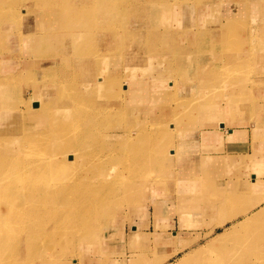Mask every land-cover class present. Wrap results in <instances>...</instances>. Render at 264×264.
Instances as JSON below:
<instances>
[{"label":"rangeland","instance_id":"rangeland-1","mask_svg":"<svg viewBox=\"0 0 264 264\" xmlns=\"http://www.w3.org/2000/svg\"><path fill=\"white\" fill-rule=\"evenodd\" d=\"M86 1H91L93 6L96 5L95 12L91 10L75 11L74 5L82 7ZM97 1L0 0V82L12 83L10 90H4L0 83V110L2 111H0V157L5 153L4 156L19 157L21 161L15 170L12 169L9 172L10 177L14 175L15 178L19 177L18 172L24 176L23 169H26L30 164L29 162L33 163L37 156L50 154L49 143L52 139L57 138L56 132L64 137L69 135L71 129L69 123L72 119L78 120L76 116H73L74 113H77L72 110L73 106L89 105L88 101L84 103L78 101L80 97L85 96L84 89L81 90L78 86L74 89V80L79 78L77 81L80 82V78L83 76L82 72L77 70L78 67L82 66L76 64L80 59L94 61L96 64L99 63L101 57L122 62L124 58L134 59L130 68L131 70L138 69L146 74L144 82L149 81V85L154 80H158L162 84L166 81L170 82L171 85L165 87L166 91H161L166 97L167 104L160 105L161 110L158 108L159 106L155 107L156 113L153 112L154 114H144L145 112L141 111L139 112L140 115L136 114L135 117H132L129 113L131 114L133 111L129 110L128 113L121 109L117 100L121 115L114 116L113 113L109 116L106 113L105 116L103 115L100 127L97 128V135H99L98 139L95 140L98 141L92 144L94 146L89 155V168L83 172L84 181L73 185L70 188L71 192L60 198L58 204L53 203V207L43 204L44 208L40 210L39 217H35L39 210L38 197H36L35 191L30 192L29 197L22 200L26 205L19 215H13L15 211L13 207L7 209L6 203L0 199V211H9L3 220L4 222H1L2 219H0V264H49L47 259L56 264H76L77 262H72L73 258L79 259L78 257L83 251H88L97 243L110 244L116 250L115 247H119L121 244V235L125 238V235L128 237V234L132 232L130 225L133 223V219H136L135 209L145 202L144 197L148 191L147 185L160 183L170 178L168 171L171 165L170 158L173 155L172 149L161 155L164 152L158 153L155 147L163 148V143H166L167 147L169 146V139L173 137L174 127L172 126L174 123L189 118L190 113H192L190 110L200 107L209 109L208 112H215L216 110L219 111V114L224 113V115L229 114V116L235 113L239 115H236L237 119H240L241 115L252 118L256 112L261 111V106L257 104V96L251 93V86H255V88L258 86L261 72L264 71L259 64V59L264 55V0L255 2L252 0H182L173 2V5L183 4L182 6H175L168 12L163 9L164 6L161 8L159 3H155L154 5L161 10L160 14L164 17V21L160 23L157 21L147 22L149 24L145 22V8L149 5L148 3L161 0H137L139 3L136 4L133 2L134 0H106L107 4L102 5H98ZM185 1L189 6L196 2L206 5V7L211 4V13L203 16L198 15L192 11V8H185ZM227 4H231L234 8H231L232 12L223 13L219 7ZM139 5L143 6L139 7ZM101 6L106 9H102ZM184 14L191 18V24L188 25L189 29L203 37L201 39L197 37L195 42L185 43L186 49L191 50V54L197 56V61L192 60L191 66H181L177 61L178 63L174 64L175 68L172 67L169 71L160 70L153 75L154 65L148 63V59L153 58L152 56L145 52L134 55L130 49L127 51V55L126 52L123 53L125 47L122 50L120 45L126 43L128 48L131 43L129 30H133L136 26H145L142 30L146 29L147 26L149 27V30L148 28L144 30V33L147 34L146 44L144 43L146 46L151 45L155 52H170V49L167 48L175 45V42L167 40L163 43V34H167V30L162 26L167 21L183 17ZM222 16L228 17V21L222 22L220 20ZM75 17H77L76 23L73 22ZM231 24L234 25L229 26ZM231 27H234L233 33L227 34L234 37V42L221 41V38L226 35L225 30ZM204 32L209 34L204 35ZM122 35L126 37L123 38ZM210 37L217 42L214 45L216 49L207 53V46H210L211 43ZM114 44L117 46H113ZM109 45H111L110 48ZM108 49H112L111 52ZM178 50L182 51L183 49L176 48V52H173L178 54ZM214 63L219 64V66L214 67L202 81L186 79L190 74L202 73ZM233 66L234 71L232 70ZM102 67L108 68L110 64L102 65ZM115 74L124 80L121 70L114 73L112 77ZM182 76L184 78L180 81ZM28 77L29 79H26ZM176 78L179 82L174 85ZM35 87L43 90L42 98L49 103L41 118L27 116V110H31L32 103L27 106L22 100V97L26 100L38 97L41 92L36 91ZM195 91L198 93L197 96H195ZM94 96L97 94L95 93ZM136 96L143 98V96ZM77 97L79 98L75 99ZM233 101H236L237 105H231ZM145 102L149 103V99H145ZM141 107L145 108L144 105ZM163 110L167 112V121L160 119ZM67 117L68 119H66ZM39 119L46 126L40 127L36 123ZM52 122L63 125L48 126ZM124 122L128 123L121 124L120 127L118 126L113 130L118 125L115 123ZM138 125L143 127L142 130L149 132L150 138L144 141L133 139L132 142H123L122 136L125 133L122 130L125 127H131L133 134L134 127ZM87 126L89 129H96L93 124L87 123ZM109 131L111 133H108ZM7 132L9 137L6 135ZM12 132L13 134H11ZM110 135H112L110 139L112 142L107 139ZM28 141L30 143H27ZM37 146L38 148H36ZM38 149L40 152L46 150V153L38 154ZM103 160L108 161L107 164L98 169L97 162ZM1 172L0 190L9 178V175L6 176L3 170ZM29 172L26 177H29V180L32 178L35 180L34 176L37 174L34 170L32 174ZM12 173L14 174L12 175ZM82 198V204L77 205L76 199ZM99 205H104V210H101ZM49 208L53 212L56 211V215L53 217L49 215L48 213L51 211ZM105 210L111 214L105 216L102 214L99 221L92 223L91 219L99 212H105ZM241 210L246 214L245 210ZM261 212L263 211L260 209L252 216ZM72 214L75 217L80 215L89 220L84 228L85 236H81L78 228H73L75 217ZM252 216L248 215L247 217ZM247 217L244 218L243 222H237L231 228L219 233L223 236L222 234L235 229L238 225L241 226L240 231L231 233L234 236L232 239L226 240L225 245L206 249V245L210 241L213 239L217 241L221 237L217 234L197 250L188 252L190 256L187 257L186 264H264V246L261 247V244L264 245V223H262L264 221L255 222V219H250L247 223ZM23 229L25 230L23 231ZM35 229L38 235L33 232ZM241 236L242 238H240ZM257 236H260L261 240H258ZM45 241L56 244V251L53 250L54 254L51 257L47 259L41 257L39 260L38 257L50 254L44 249L39 250L43 246L41 243H45ZM204 241L202 239L200 243H204ZM15 242L17 244H14ZM257 245L260 247L258 248ZM235 246L238 249L233 248ZM34 251L37 255L34 254ZM195 253L196 255H192ZM139 257L143 259V256ZM199 257L201 258L196 263L192 262ZM175 259L176 257H173L170 262L176 264L180 260V258L176 259L177 261ZM163 261L162 258H159L154 261V264Z\"/></svg>","mask_w":264,"mask_h":264},{"label":"crops","instance_id":"crops-1","mask_svg":"<svg viewBox=\"0 0 264 264\" xmlns=\"http://www.w3.org/2000/svg\"><path fill=\"white\" fill-rule=\"evenodd\" d=\"M255 1L258 0H252ZM231 8V4L219 7L223 13ZM220 20L226 22L228 17L222 16ZM259 64L264 70V55ZM251 93L261 106L252 118L241 115L237 119L239 115L235 113L229 116L200 107L190 110L189 118L174 123L173 137L168 142L173 152L170 178L148 188L145 202L135 209L132 232L125 238L121 235L116 250L110 244L97 243L72 262L154 264L162 258L164 261L157 264H173V257L178 260L197 250L217 234L262 210L264 71L258 86H251ZM236 209H243L246 214L233 216ZM202 239L204 243H200Z\"/></svg>","mask_w":264,"mask_h":264},{"label":"bare ground","instance_id":"bare-ground-1","mask_svg":"<svg viewBox=\"0 0 264 264\" xmlns=\"http://www.w3.org/2000/svg\"><path fill=\"white\" fill-rule=\"evenodd\" d=\"M179 1H182V0H174V1H171V0H164L163 1V0H161V1H152V2L148 3L149 5L145 8V12H146L145 13L146 14L145 22L146 23L147 22L153 23V22L157 21L158 23H160V22L164 21V17L160 14V11L161 10L156 5H154L155 3H159L161 5V8L164 6L163 9L168 12L171 8H173L175 6L176 7L182 6L183 4L173 5V2H179ZM90 2H87L86 1V4L83 5L82 7L76 6V5H74L73 7H74L75 11H77V12H79V11L83 12V11H87V10L88 11L89 10H91V11L96 10L97 9L96 5L93 6V3H90ZM97 2H98V5L99 4H101V5L102 4H107L106 3L107 2L106 0H98ZM133 2L135 4L136 3H139L137 0H134ZM125 3H127V2H125ZM170 5H172V6L170 7ZM210 5H208L206 7V5L196 2V3H191V6H189V5H187V3L185 1V5L184 6H185L186 9H187V7L192 8V11H195L198 15L203 16L205 14H210L211 13V10H210L211 9V6ZM104 6H101L102 9L105 8ZM140 6H143V5H139V7ZM148 7H150V8H148ZM134 9H136L135 6H134ZM73 12H71V13H73ZM76 14H78V13H76ZM45 15H47V14H45ZM75 16H77V15H75ZM76 19H77V17L74 18V21L73 22H75ZM81 21H83V20H81ZM75 23H74V25H75ZM149 23H147V24H149ZM189 24H191V18L189 17V15H185V14L183 15V17H178L176 19H173L172 21H167L166 23H164V25L162 27H164L167 30V34H163V43L165 41H167V40H169L171 42L172 41L175 42V45H171V46H169L167 48V49H170V52H163V51L155 52L154 50H152L151 45H148V46L145 45L146 44V36H147V34L144 33V30H146L147 28L149 30V27L148 26L144 30H142V29L145 26H136L135 28H133V30H129V34L131 35L129 37V39H130L129 41H131V43L128 45V48L126 47V45H127L126 43H123L120 46L122 47V50L125 47V50L123 51V53L126 52V55H127V51L130 49L134 55H138L140 53H144L145 52L147 55L152 56L153 58H149L148 59V63L154 65V67L152 69L153 70L152 71V74L153 75L156 74V72H158L160 70H164L165 69L166 71H169L170 68L171 69H172V67L175 68L174 64L177 61L179 62V64H181V66H184V65L185 66H191L193 64L192 60L197 61V56L191 54V50H189V49L187 50L186 49L185 43L186 42L189 43V41L195 42V39L197 37H199L200 39L203 38V37L201 35H198L194 31H192L191 29H189V26H188ZM233 25L234 24H231L229 26H233ZM51 27H52V25H51ZM35 29H36V27H35ZM233 30H234V27H231L228 30H225L226 35L221 38V41H224L226 43H232V42H234V37L231 34H227V33H233L232 32ZM51 34H53V33H51ZM74 34H76V33H74ZM206 34H209V33L208 32H204V35H206ZM126 35L129 36L128 34H126ZM82 36H84V35H82ZM115 36H116V34H115ZM122 37H123V35H122ZM124 37H126V36H124ZM42 39H44V38H42ZM210 41H211V43L209 42L210 43L209 45L211 47L210 46H207V49H206L207 53H211V52H213L216 49V48H214V45L217 42L215 40H213V38H211V37H210ZM117 44H114L113 46H117ZM203 45H205V44H203ZM110 47H111V45H109V48ZM184 47H185V49H184ZM176 48H180V49H183V50L182 51L181 50L180 51L178 50V54H177V53H174V52H176L175 51ZM76 50H78V49H76ZM108 50L111 52L112 49H108ZM193 52L195 53V51H193ZM101 58L99 59V63H97V64L94 61H89V60L86 61V59H82V60L80 59V61H77L76 62V64H81L82 65L81 67H78L77 70H80L82 72V75L83 76L80 78V80H81L80 82L77 81L79 78H76L74 80V89L77 86L81 90L84 89L83 93H84L85 96H83V98L77 97L75 99H78L79 98L78 99L79 103H84L85 101H88L87 103H89V105H85V106H78V105L76 106L75 105L76 107L73 106L72 110L77 112V113H74L73 116L74 117L76 116V119H78V120L75 121V119H72L71 123H69L70 126H71V129L69 131V135L68 136H65V137L64 136H60V135H58V132H56V135H57L56 137L57 138L56 139H52L51 142L49 143L50 148H51L49 150L50 154L42 155L40 157L36 155L37 158L35 160H33V163L29 162L30 164L26 167V169L25 170L23 169L24 176H23V174L21 175L18 172L17 174H18L19 177H17V178L14 177L15 175L13 177H10L11 174L9 172L12 169L15 170V167H17V166L20 165V162H21L19 160L20 158L19 157H10L11 155L10 156H4L5 153L2 155V157H0V172H1V170H3L6 173L5 174L6 176L9 175V178H7V180L5 181L6 183L3 185L2 190H0V193H1L0 199L3 200L2 202H5L6 203L5 207H7V209L8 208L10 209L11 207H13V209L15 210L13 212V215L14 214L15 215L16 214L19 215V214H21L23 212V209L22 208H24V206L26 204L23 203L22 200H25L27 197H29L30 192L35 191L36 192V197H38L39 210L37 209L38 210V213L35 214V217L37 218V217L40 216V210L44 208L43 204H47V205L53 207L52 206V205H54L53 203H57L60 198L68 195V193L71 192L70 191V188L73 185H75L78 182L84 181L85 176H84V173L83 172L86 169L89 168V161H88L89 160V155H90L91 149H93V146H94L92 144H94V143H96L98 141V140H95V139H98V135H99V134L97 135V128L100 127V121L102 120L103 115L105 116L106 114H108L107 116H109L112 113H113L114 116L115 115L117 116L118 114L121 115V113H120V111L118 109V106H117V102L118 101H119V107L121 109H124L128 113H129V110L130 111H133L131 114L129 113V115L132 116V117H135L136 114L137 115H140L139 112H141V111L142 112H145L144 114H146V113H148V114H154L153 112L156 113V111L154 109L155 107L159 106L158 108L161 110V106L160 105H166L167 104L166 97H165V95L163 93H161V91H166L165 90V87L170 86L171 85L170 82L166 81V82H163V84H162L158 80H154L153 83L150 84V85H149V81H147V83H148L147 84L146 82L143 81L144 78L146 77V74H144L143 72L139 71L138 69H132L131 70L130 65L132 64V62H133L134 59L133 60H128V59L124 58L123 59V62H122V61H119V60H116V59H110V58H106V57H103L102 59ZM175 58H177V59H175ZM75 59H76V57H75ZM137 62H138V60H137ZM108 64H110V67H108V68H106V67L103 68L102 67V65H108ZM73 66H74V62H73ZM218 66H219V64L214 63L209 68L205 69L202 73L199 72V73H195V74H190V75H188L186 77V79H188V80H192L193 79V81L195 79H197L198 81H202L206 77V75L214 67H218ZM120 70H121V75L124 78V80H121V78L117 77V74H115L112 77V75L114 73H118ZM232 70L233 71L235 70L234 69V66L232 67ZM62 71H64V70H62ZM83 73H85V74H83ZM161 76L165 77L167 75H161ZM163 77H161V78H163ZM183 78L184 77L182 76L179 80L181 81ZM26 79H29V77L26 78ZM173 80H175V79H173ZM178 82H179L178 81V78H176V80L174 82V85H177ZM0 83H1L2 88L4 90H10V87H11L10 84H12L11 82H8L7 83V81H3V82H0ZM68 87H70V86H68ZM41 89H42V87H41ZM47 89H49V88H47ZM35 90L41 92V93L37 92V93H39L38 94V97L33 98L31 100H26V99H24L22 97V100L24 101V103L27 106H29L32 103L31 110L30 109L27 110V116H31V117L33 116V118H35L37 116V118H41L43 116V114H45V112H44L45 111V108H46V106L49 103L46 102L42 98V95H43V92L42 91L43 90H40V89H38L36 87H35ZM95 93L97 94V96H94ZM197 94H198L197 91H195V96H197ZM136 95H139V97H142L143 96V98H138ZM75 99H74V101H75ZM145 99L146 100L149 99V103H146L145 102ZM75 103H76V101H75ZM57 105H59V104H57ZM140 105L141 106L144 105L145 108H142ZM231 105H237V102L236 101H233V104H231ZM63 108H65V107H63ZM17 109H19V108H17ZM6 113H7V111H6ZM47 119H48V116H47ZM66 119H68V117ZM160 119H162L164 121H167L168 116H167L166 110H163L161 112ZM36 123L40 127L46 126V124H43L42 122H40V119ZM87 123H90L91 125L92 124L95 125L96 129H89V126H87ZM127 123L128 122L115 123V125L116 124H118V125L115 126L113 130H115L116 127H118V126L120 127L121 124H127ZM58 125H63V124L57 123V122H52V123H49L48 126H51V127L53 126L54 127V126H58ZM65 125H67V123H65ZM132 126H135V125H132ZM4 127H6V126H4ZM134 128H135V131H133V134H132L131 127H125L124 130H122L125 133V135L122 136V141L123 142H128V141L129 142H132L133 139H137V140L139 139L140 141H144L145 139L148 140L150 138L151 135L149 134L148 131L146 132L145 130H142V128H143L142 126H139L138 125V126H136ZM17 130H18V128H17ZM16 132H18V131H16ZM81 132H82V134H81ZM112 132H114V131H112ZM108 133H111V132L109 131ZM11 134H13V132ZM6 135L9 137L8 132H7ZM79 136H81V137H79ZM111 136L112 135L108 136V138H107V139H109V142H112L110 140L112 138ZM42 139H40V140L42 141ZM27 143H30V142L28 141ZM156 143H158V142H156ZM163 144H164L163 148H159L158 149L157 148L158 146L155 147V150L158 153L164 152V153H161V155L162 154H165V152H167L169 150V146L167 147L166 146V143H163ZM36 145H38V144H36ZM32 147H31V149H32ZM8 148H11V147H8ZM36 148H38V146ZM40 149H38L39 150L38 154H45L46 153V150H43V152H40ZM170 154H171V152H170ZM105 160L100 161V162L99 161L97 162V168L98 169L102 168V165H106L107 164L108 161H105ZM32 164H33V166H32ZM33 170L37 174V176L36 175L34 176L35 177V180H34V178H32V180H29L28 179L29 177H26V176L29 175L28 174L29 171H31L29 173L32 174V171ZM14 173H15V171H14ZM14 173H12V175ZM96 173H97V171H96ZM61 180H62V182H61ZM160 183H158V184H160ZM151 185L152 184L147 185L148 188ZM20 186H22V187H20ZM76 200H77V202H76L77 205H81L82 202H83V198L82 199H76ZM74 202L75 201H73V203ZM104 208H105L104 205L100 206V209L101 210H104ZM72 211H73V209H72ZM261 211H263V212L258 213V214H255L252 217H247L246 222L248 223L250 221V219L251 220L252 219L253 220L255 219V222H261V214L264 213V208ZM8 212L9 211H6V210L0 211V219H2L1 222H4L3 220L5 219V217H6V215H7ZM235 212L236 213L233 216H235L237 213H243V211L241 209L240 210H237ZM48 214L53 217L54 215H56V211L53 212V210H51ZM102 214H104L103 216H105L107 214L110 215L111 212H109L107 210H105V212H102V213L99 212L96 216H94V218L91 219L92 223H95L96 221H99L100 220V216ZM72 216L75 217V215H73V214H72ZM86 216H88V215H86ZM87 223H89V220L88 219H84V218H82L79 215V216L75 217V222H74L73 228H78V231L81 234V236H85V229L84 228L87 225ZM240 229H241V226L238 225L235 229H232L231 231H229V232H227L225 234H222L223 236H221V234H218L221 237L219 236L220 238L217 241L214 240V239L212 241H210L206 245V249H208L210 247H213V248L214 247H220L223 244L225 245L226 244V242H225L226 240H228L229 238H231V239L233 238L234 235L231 234V233L233 231H240ZM24 230L25 229H23V231ZM36 231H37L36 229L33 230V232H36ZM258 232H259V230L257 231V233ZM36 234L38 235L37 232H36ZM17 236H19V234H17ZM217 238H215V239H217ZM240 238H242V236ZM257 239L258 240H261V237L260 236H257ZM27 241H28V238H27ZM14 244H17V242H15ZM41 244H43V246L41 248H39V250L44 249V251H46V252H48L50 254L38 257L37 259H39V260H40L41 257H45L46 259L49 258V257H51L54 254L53 250L56 251V244H54L51 241H48V242L45 241V243H41ZM257 247L259 248L260 246L257 245ZM233 248L238 249L237 246H235ZM15 254H16V252H15ZM34 254L37 255V253L35 251H34ZM189 254L187 253L185 256L181 257L180 260H178V262L176 264H186V262H187L186 259H187L188 256H190ZM192 255H196V253L195 254H192ZM6 256H7V254H6ZM47 260H48L49 264H53L54 263L50 259H47ZM20 263H21V261H20ZM28 264H30V263H28ZM54 264H56V263H54Z\"/></svg>","mask_w":264,"mask_h":264}]
</instances>
